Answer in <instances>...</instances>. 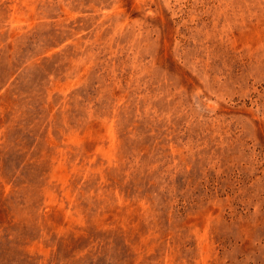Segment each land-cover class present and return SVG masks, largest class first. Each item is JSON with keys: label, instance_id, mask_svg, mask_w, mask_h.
Instances as JSON below:
<instances>
[{"label": "rangeland", "instance_id": "1", "mask_svg": "<svg viewBox=\"0 0 264 264\" xmlns=\"http://www.w3.org/2000/svg\"><path fill=\"white\" fill-rule=\"evenodd\" d=\"M0 264H264V0H0Z\"/></svg>", "mask_w": 264, "mask_h": 264}]
</instances>
